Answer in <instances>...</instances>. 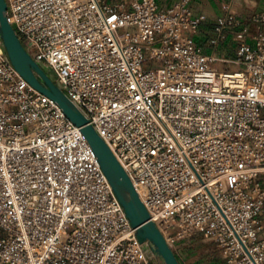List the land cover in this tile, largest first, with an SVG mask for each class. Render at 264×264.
Segmentation results:
<instances>
[{
	"label": "built area",
	"instance_id": "built-area-1",
	"mask_svg": "<svg viewBox=\"0 0 264 264\" xmlns=\"http://www.w3.org/2000/svg\"><path fill=\"white\" fill-rule=\"evenodd\" d=\"M6 2L179 261L177 244L201 235L223 264H264V9L217 19L213 45L239 30L226 59L193 44L206 20L193 0ZM144 247L81 129L0 39V264H159Z\"/></svg>",
	"mask_w": 264,
	"mask_h": 264
},
{
	"label": "water",
	"instance_id": "water-1",
	"mask_svg": "<svg viewBox=\"0 0 264 264\" xmlns=\"http://www.w3.org/2000/svg\"><path fill=\"white\" fill-rule=\"evenodd\" d=\"M7 9L6 0H0V39L14 68L33 89L57 103L64 114L81 129L123 206L131 227L136 231L139 242L145 244L144 250L148 254H154L163 264H181L155 223L151 221L131 179L107 143L56 83L53 72L34 61L28 54L9 22Z\"/></svg>",
	"mask_w": 264,
	"mask_h": 264
},
{
	"label": "crops",
	"instance_id": "crops-1",
	"mask_svg": "<svg viewBox=\"0 0 264 264\" xmlns=\"http://www.w3.org/2000/svg\"><path fill=\"white\" fill-rule=\"evenodd\" d=\"M178 0H156L164 9L171 8ZM231 6L233 10L245 21H251L255 14L264 9V0H193L192 8L195 15H204L206 20L197 31L193 44L203 50L207 55L219 58L234 59L237 56L239 43L236 34L239 30H227L226 38L217 45L212 41L216 38L215 27L217 19ZM254 26H250V34H254ZM183 247V244L180 245Z\"/></svg>",
	"mask_w": 264,
	"mask_h": 264
},
{
	"label": "rangeland",
	"instance_id": "rangeland-1",
	"mask_svg": "<svg viewBox=\"0 0 264 264\" xmlns=\"http://www.w3.org/2000/svg\"><path fill=\"white\" fill-rule=\"evenodd\" d=\"M183 244V247L180 245ZM184 264H223L222 251L213 242L201 235L194 236L177 244ZM159 264H163L161 261Z\"/></svg>",
	"mask_w": 264,
	"mask_h": 264
},
{
	"label": "trees",
	"instance_id": "trees-1",
	"mask_svg": "<svg viewBox=\"0 0 264 264\" xmlns=\"http://www.w3.org/2000/svg\"><path fill=\"white\" fill-rule=\"evenodd\" d=\"M182 264V263H181Z\"/></svg>",
	"mask_w": 264,
	"mask_h": 264
}]
</instances>
